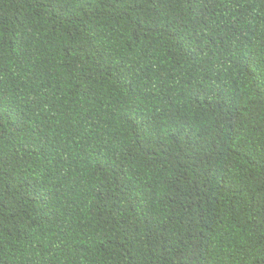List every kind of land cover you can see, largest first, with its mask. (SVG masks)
Segmentation results:
<instances>
[{
	"label": "trees",
	"instance_id": "obj_1",
	"mask_svg": "<svg viewBox=\"0 0 264 264\" xmlns=\"http://www.w3.org/2000/svg\"><path fill=\"white\" fill-rule=\"evenodd\" d=\"M0 264H264V0H0Z\"/></svg>",
	"mask_w": 264,
	"mask_h": 264
}]
</instances>
